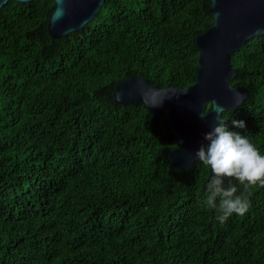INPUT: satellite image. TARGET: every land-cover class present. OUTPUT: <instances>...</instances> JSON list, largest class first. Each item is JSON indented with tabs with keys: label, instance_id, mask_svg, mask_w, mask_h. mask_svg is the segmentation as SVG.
<instances>
[{
	"label": "trees",
	"instance_id": "16d2710c",
	"mask_svg": "<svg viewBox=\"0 0 264 264\" xmlns=\"http://www.w3.org/2000/svg\"><path fill=\"white\" fill-rule=\"evenodd\" d=\"M53 5L0 9V264H264V186L221 224L205 204L210 170L172 166L164 114L113 103L131 76L193 84L208 1L104 0L57 39ZM230 62L248 97L222 118L264 155V34Z\"/></svg>",
	"mask_w": 264,
	"mask_h": 264
},
{
	"label": "water",
	"instance_id": "95a60500",
	"mask_svg": "<svg viewBox=\"0 0 264 264\" xmlns=\"http://www.w3.org/2000/svg\"><path fill=\"white\" fill-rule=\"evenodd\" d=\"M8 1L0 0V9ZM30 1L32 0H16L19 4ZM52 1L54 5L46 28L48 35L53 39L82 30L95 18L104 2L63 0L65 14L58 22L52 23L57 0ZM207 1L211 24L194 38L198 55L192 85L184 89L168 87L165 88L166 92H160L162 88L152 85L147 79L131 76L116 82L112 93L115 105L136 106L145 103L148 113L164 114L177 144L169 153L171 164L176 170L192 168L198 159L195 153L201 145L206 146L208 143L204 139L205 134L218 122L219 114L215 111L201 119L200 114L204 112L206 104L215 101L225 111H230L248 97L246 88L230 84L236 76L230 60L247 40L264 34V0H215L214 5L212 0ZM229 84L235 90L230 89ZM186 89L187 92L183 91ZM152 91L160 92L157 103L163 101L162 105L151 107ZM236 92L243 95V100L237 101ZM144 94H147V99ZM117 96L122 99L117 100Z\"/></svg>",
	"mask_w": 264,
	"mask_h": 264
},
{
	"label": "clouds",
	"instance_id": "9594fccd",
	"mask_svg": "<svg viewBox=\"0 0 264 264\" xmlns=\"http://www.w3.org/2000/svg\"><path fill=\"white\" fill-rule=\"evenodd\" d=\"M62 2L63 0H57L52 23L58 22L65 14ZM214 3L215 0H212L213 5ZM218 17L219 13L216 14V18ZM229 88L233 89L230 84ZM188 89L183 91L187 92ZM166 91V89H160V92ZM160 92H151V107L162 105L163 101L157 103ZM144 95L147 99V94ZM116 99L120 100L122 97L117 96ZM236 99L237 101L243 100V95L236 92ZM213 111L219 114L218 122L210 132L205 134L204 139L208 143L206 146L201 145L195 156L199 162L211 170L212 175L206 183L204 193L205 204L217 212L216 219L223 224L233 214L245 215L250 208V201L246 193L257 184L264 186V155L245 135L229 130L226 121L222 118V113L225 110L215 101H209L206 104L204 112L200 114L201 119ZM232 125L239 129L245 128L244 121L232 120ZM226 179L230 181L227 185L225 184ZM232 180L238 184L232 183ZM240 187H243L245 191L241 192Z\"/></svg>",
	"mask_w": 264,
	"mask_h": 264
}]
</instances>
